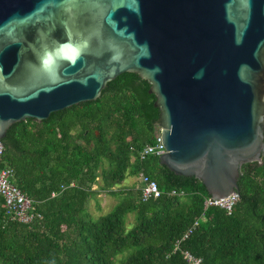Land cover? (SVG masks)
I'll return each instance as SVG.
<instances>
[{
    "label": "water",
    "instance_id": "obj_1",
    "mask_svg": "<svg viewBox=\"0 0 264 264\" xmlns=\"http://www.w3.org/2000/svg\"><path fill=\"white\" fill-rule=\"evenodd\" d=\"M125 73L156 99L158 163L239 193L264 152V0H0V142Z\"/></svg>",
    "mask_w": 264,
    "mask_h": 264
},
{
    "label": "trees",
    "instance_id": "obj_2",
    "mask_svg": "<svg viewBox=\"0 0 264 264\" xmlns=\"http://www.w3.org/2000/svg\"><path fill=\"white\" fill-rule=\"evenodd\" d=\"M149 88L125 73L96 101L9 128L0 167L13 171L36 218L31 225L8 219L0 196V264H185L184 251L204 264H264V152L259 162L241 166L230 215L206 209L210 197L199 180L175 175L157 157H138L157 131L159 110ZM140 173L161 192L184 196L142 202L134 188L114 191ZM103 193L119 201L95 218L89 204Z\"/></svg>",
    "mask_w": 264,
    "mask_h": 264
},
{
    "label": "built area",
    "instance_id": "obj_3",
    "mask_svg": "<svg viewBox=\"0 0 264 264\" xmlns=\"http://www.w3.org/2000/svg\"><path fill=\"white\" fill-rule=\"evenodd\" d=\"M155 140L152 145L145 146L142 150L138 152V157L141 160H144L147 157H159L164 155L166 150L161 145L160 139V128L156 127ZM3 153V146L0 142V158ZM136 190L140 193V199L142 202H148L152 199H158L163 195L168 197H179L184 196L183 192H177L172 190L168 193H163L159 190L156 182L150 180L146 175L140 173L136 178ZM13 180V171L8 168L0 167V196L4 200L5 205V216L17 223L22 225H31L35 220L36 216L33 213L32 201L26 197L12 182ZM73 185H71L72 187ZM95 190V187L92 188ZM54 197V194L52 195ZM239 199L238 193H232L225 198L221 199H212L207 198L204 201L205 208L215 207L221 210H224L228 215L233 211L235 204ZM204 218L201 217L200 220L194 222L192 227L183 235L180 241L176 242L174 247V252L178 250L179 243L186 240L192 231L198 226L200 221H203ZM182 257L185 264H204L203 261L193 256L187 251L182 252Z\"/></svg>",
    "mask_w": 264,
    "mask_h": 264
},
{
    "label": "rangeland",
    "instance_id": "obj_4",
    "mask_svg": "<svg viewBox=\"0 0 264 264\" xmlns=\"http://www.w3.org/2000/svg\"><path fill=\"white\" fill-rule=\"evenodd\" d=\"M136 185L137 183L135 178L126 179L124 184L119 188H115L114 191L127 189V188L136 189ZM118 201H119L118 197L109 196L103 193L97 198V202L94 201L90 202L89 212L95 218L106 215L117 205ZM132 223H133V216L130 215L127 218V228H130Z\"/></svg>",
    "mask_w": 264,
    "mask_h": 264
},
{
    "label": "clouds",
    "instance_id": "obj_5",
    "mask_svg": "<svg viewBox=\"0 0 264 264\" xmlns=\"http://www.w3.org/2000/svg\"><path fill=\"white\" fill-rule=\"evenodd\" d=\"M50 59H51V57H49V59H48V60H46V61H45V63H48V62L50 61Z\"/></svg>",
    "mask_w": 264,
    "mask_h": 264
}]
</instances>
